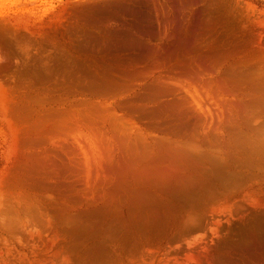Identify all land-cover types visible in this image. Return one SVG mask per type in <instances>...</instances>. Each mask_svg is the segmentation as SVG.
<instances>
[{
    "label": "bare ground",
    "instance_id": "bare-ground-1",
    "mask_svg": "<svg viewBox=\"0 0 264 264\" xmlns=\"http://www.w3.org/2000/svg\"><path fill=\"white\" fill-rule=\"evenodd\" d=\"M241 1L51 0L15 41L0 192L59 221L62 264H264V24Z\"/></svg>",
    "mask_w": 264,
    "mask_h": 264
},
{
    "label": "rangeland",
    "instance_id": "rangeland-1",
    "mask_svg": "<svg viewBox=\"0 0 264 264\" xmlns=\"http://www.w3.org/2000/svg\"><path fill=\"white\" fill-rule=\"evenodd\" d=\"M34 2V4H33V2ZM37 3H36V2ZM51 1V0H50ZM50 1L48 0V1H45V0H0V84L2 85H0L1 87H5V85L4 84H6V87H7V89H6V87L4 88H0L2 91L0 92V93H3V94H5L6 93V95L7 94H9L8 92H11V90H10V88H12L13 86H14V83L16 84L15 86H16V88L18 89V90H21L19 87L21 86L20 84H22V87L21 88H23V86L25 87L26 85H27V81H28V76H27V74H26V72L22 69V70H20V68H22V66H21V64L20 63H18V60H19V52H21L22 50H26L25 48L27 47V45L25 44L26 42H27V40H28V38H27V36H25V35H28V37H29V32H30V27H32L33 26V24H35V23H40L41 21H42V19H44V17H45V14H44V12H45V10L44 9H46V7L48 6V4L50 3ZM32 2V3H31ZM39 2H40V4H39ZM44 3V4H41V3ZM243 4V7H242V9H241V11H243V12H246V11H244V8H249L250 6H248L247 7V5H252V6H255V9H256V11L257 12H259V13H255L254 12V15L256 14L257 15V17L256 18H254L255 19V21L257 20V19H262V21L264 22V19H263V17H264V0H242L241 1ZM36 3V4H35ZM250 3V4H249ZM35 5V6H31V5ZM244 4H247L246 5V7H244ZM38 5V6H37ZM241 4H240V7L242 6ZM251 6V7H252ZM35 10V11H34ZM37 10V11H36ZM248 11H250L249 9H248ZM247 11V12H248ZM42 14V15H41ZM261 14V15H260ZM35 15V16H34ZM260 17H259V16ZM40 18H39V17ZM43 16V17H42ZM247 16V13H246V15H245V17ZM35 17L37 18V19H35ZM244 17V18H245ZM255 17V16H254ZM259 17V18H258ZM39 18V19H38ZM35 19V20H34ZM246 19V18H245ZM253 19V20H254ZM32 20V21H31ZM38 20V21H37ZM258 20V21H259ZM35 21V22H34ZM257 21V23L258 24H261V25H263L264 23H259ZM27 22V23H26ZM30 22V23H29ZM23 23H25V24H23ZM256 23V24H257ZM22 24V25H21ZM28 26H27V25ZM260 25V26H261ZM25 28H24V27ZM264 26V25H263ZM263 26H261V28L257 25V27H259L260 28V30L261 29H263L264 27ZM263 27V28H262ZM20 28V30H17V29H19ZM26 30V32L24 33V31ZM20 33H19V32ZM28 31V32H27ZM24 33L23 35L24 36H22V33ZM28 33V34H27ZM20 35L22 36L21 38H19L20 37ZM14 36H16V37H14ZM18 37V38H17ZM14 38V39H13ZM23 38H25V39H23ZM26 38H27V40H26ZM21 39V40H20ZM17 40V41H16ZM22 42V41H25V43H23L24 45L22 46V43L20 42V41ZM15 41H16V43H19L18 45L15 43ZM16 45L17 46H19L20 48L22 47V50H20V48L19 47H16ZM14 48V49H13ZM18 49V50H17ZM15 60H17V62L15 61ZM18 63V64H17ZM19 66V67H18ZM17 68H18V70H17ZM16 69V70H15ZM23 72V73H18V72ZM24 77V78H23ZM21 78V79H20ZM16 80H17V82H16ZM21 80V83H18L19 81ZM23 80V81H22ZM25 81V82H24ZM10 83V84H8L7 85V83ZM24 82V83H23ZM27 82V83H26ZM12 83V84H11ZM18 84V85H17ZM25 84V85H24ZM9 86V87H8ZM10 86H12V87H10ZM27 87V86H26ZM16 88H14V90H12V92H18V91H15V90H17ZM9 90V91H8ZM6 91V92H5ZM5 92V93H4ZM3 94H0V98H2V96H5V95H3ZM4 98V99H3ZM2 98V100L4 101L3 103H2V101H1V99H0V104H4L6 101H7V99L5 98V97H3ZM7 98H8V96H7ZM6 99V100H5ZM0 183L2 184L3 183V185L0 187V189H2L3 187H9V184L11 185L9 188H8V190H7V188H6V191L7 192H11L10 190L12 189V184H11V182H12V179H10L9 177V174H11L10 172L13 170V169H10V167L11 166H14L15 164H14V158H13V156H12V152H11V138H12V130H10V126H8L9 125V122H8V120L5 118V115L3 114V113H1L0 112ZM5 124V125H4ZM6 127V128H5ZM2 129V130H1ZM5 129V130H4ZM12 129V128H11ZM8 135V136H7ZM10 135V136H9ZM10 140V141H9ZM14 164V165H13ZM15 167V166H14ZM12 168V167H11ZM7 170V171H6ZM9 170H10V172H9ZM7 173V174H6ZM2 174L3 175H5L6 177H4V176H2ZM7 185V186H6ZM5 189V188H4ZM1 191V190H0ZM4 194H3V193ZM2 192H0L2 195V197L0 196V205H1V203H2V199L3 198H5L6 196H7V198H5V200H3V201H5V202H7L8 200L7 199H9L8 198V196L10 195V193H9V195H6V194H8V193H6L5 192V190H2ZM12 193V192H11ZM14 195V194H13ZM13 195H11V196H13ZM10 196V198H13V199H11V200H14V201H16L15 199H14V197H11ZM7 200V201H6ZM10 200V201H11ZM10 201H8V204L9 205H7V203H3V205H5L6 204V206H1V207H3V208H7V206H9L7 209L5 208V211L6 210H8L9 208V210L11 211V208H13L12 206L14 205V203L16 204V206H14V208L16 207V208H18L19 209V207H18V205L20 204V203H18V200L16 201V202H13V205H12V203L10 202ZM11 206V207H10ZM0 207V208H1ZM28 208V210H27V208ZM26 207H23V206H21L20 207V212H17L18 211V209L17 210H15L14 208V211H13V213H11V214H9L10 213V211H8L9 213H7V214H9V216L10 215H13V216H11V217H9L8 216V218H7V214H5L6 216V218H4V213H5V211H4V209L2 208L1 210H0V218H1V223H2V221L3 220H5L4 222H5V225H7L8 224V226H9V224L10 223H8L9 221H7V219L8 220H12L13 221V224L12 225H14V226H12V227H14V229H15V222H14V220L16 221L18 218V220H20V217H21V215H22V220L23 219H25V220H27L28 221V219H27V217L30 215L29 213H31L29 210L30 209H32V207L31 208H29L28 206H26ZM36 207V206H35ZM34 208V207H33ZM12 209V210H13ZM26 210L25 211V213L27 212V211H29V213H28V216L27 215H25L24 213H22L23 211H21V210ZM36 208H34V212L36 211L35 210ZM37 210H38V208H37ZM18 213V215L20 216H18V215H15L14 213H16V212ZM32 211H33V209H32ZM2 213H3V216H2ZM21 215H20V214ZM26 213V214H27ZM37 212H35V213H33L32 215H33V218L32 219H34V216L35 215H37L36 214ZM2 216V217H1ZM18 216V218H16V217ZM26 216V217H25ZM31 216V215H30ZM38 216H40L38 219L40 220V222H42V220H43V222H44V225H47L45 222H47L48 223V225H53V223H51V222H54V225H55V223H56V225L58 224L59 225V228H60V230H59V232L62 230L61 228L62 227H60V223H59V221H57V220H55L54 218L53 219H51L50 218V220L51 221H48V220H45V218L44 217H42V218H44V219H40L41 218V216H44V215H39L38 214ZM15 217V218H14ZM23 217H25V218H23ZM12 218H14V220L12 219ZM37 217H35V219H36ZM3 219V220H2ZM31 218L29 217V221H34V220H30ZM46 219H49L48 218V216L46 217ZM21 220V221H22ZM24 220V221H25ZM45 220V221H44ZM21 221H19L18 223H20ZM27 221H25V223L27 222ZM28 221V224H26V225H28V226H26L25 224H23L22 222V224H20V225H23V227L25 228V226H26V229H24V228H22V227H20V225H16V229H15V231H14V229L11 227V225H10V227H11V229H13V231L11 230V229H7L8 227H6V226H4L3 227V223L2 224H0V229L3 227L4 229H5V231L7 230V232H8V230H9V232H8V234L6 233V232H4V231H1L0 233H1V235H0V239H2V240H0V248H2V249H0V264H25V262L28 260H31V261H29L30 262V264H34L35 262H36V264L39 262V261H41L39 258H40V256H41V259H44V260H42L41 262H39V263H41V264H47V262L48 261H46V262H44L45 260H46V258H47V256H49L47 259L49 260V262L51 261V264H52V261H53V264H56L55 263V260H56V258H57V260H56V262H57V264H58V261H59V263L60 264H62L61 263V261H63L66 257H68V256H66V254L68 255H70V250H69V248H68V250L66 251V246L68 245V244H66V242H69V246H70V244L73 246V244L72 243H74V242H76V241H74V240H72V239H68V241H66L67 240V238H64V237H62L61 236V233L63 232V231H61L60 232V236H58L59 235V232L57 231L59 228H56V233H57V235H56V233L54 232V234H53V236H55V237H53L52 236V233H53V231H51V230H54V228L52 229V228H50L49 229V226H47V230H49L50 231V236L48 237L47 235H49V234H47V235H45V233H48L47 232V230H46V226L44 227V225L43 226H40V229H39V226H37L36 224H39V223H34V226L36 225V227L39 229V231H38V229L37 228H33L32 229V227H31V225H30V222ZM17 222V221H16ZM35 222V221H34ZM36 222H39L37 219H36ZM15 223V224H14ZM50 223V224H49ZM32 224V226H33V222L31 223ZM41 224V223H40ZM25 225V226H24ZM42 225V224H41ZM51 225H50V227H51ZM20 227V228H22L23 230H24V232L27 230V228H28V230L26 231V232H28V233H31V236H32V238H30V237H28V236H30V234H28V233H26L28 236L26 237V235H25V233L24 232H22L23 230H20V229H18L17 227ZM41 227H44V228H41ZM53 227H57V226H53ZM2 228V229H3ZM3 229V230H4ZM31 229L34 231V232H36V229H37V232L40 234V237H39V234L37 235V234H34L35 236H33V232L31 231ZM44 229L46 230V231H44ZM43 230V231H42ZM13 233H12V232ZM20 231V232H19ZM42 231V233H44V235L45 236H41V232ZM2 233H4V234H2ZM6 233V234H5ZM16 233H18L17 235H16ZM16 235V241H15V236L14 235ZM23 234L25 235V237L27 238V239H24V238H21V237H23ZM63 234V233H62ZM7 237H6V236ZM9 235V236H8ZM12 235H13V237H12ZM19 235V236H18ZM22 235V236H21ZM2 236V237H1ZM3 236L5 237V242L3 241ZM63 236H64V234H63ZM10 237L12 238V240L10 239ZM20 238V239H17V238ZM36 238V239H34V238ZM48 237V238H47ZM59 237H61L60 239H59ZM7 238V239H6ZM28 238H30V239H32L33 241L31 242V240L29 239L28 240ZM38 238H40V240L38 239ZM47 238L48 240H49V238H51V240L48 242L49 244H51V242L52 243H54V245L53 244H51V246H52V250H51V252H52V254L54 253L53 251H58V252H61L62 250H58V249H65V254H64V252L63 253H54L53 255L52 254H50L51 252L49 251L51 248L49 247V244H47V242H45L46 240L45 239ZM52 238H54V239H52ZM56 238H58L59 239V242L61 241V239L63 238V242H55L56 240L58 241V239H56ZM8 239H10V241L8 240ZM43 239L45 240V241H43ZM56 239V240H55ZM7 240V241H6ZM18 240V241H17ZM22 242H21V241ZM27 240V242H31V244H29V243H25V241ZM37 240V241H36ZM47 240V241H48ZM53 240H55V241H53ZM66 242H65V241ZM37 243V244H39L40 245V243H41V241H42V244L41 245H43V249H41L42 248V246L40 245H37L35 242ZM70 241H72L71 243H70ZM13 242V243H12ZM19 242H21L20 244H19ZM24 242V243H23ZM38 242H40V243H38ZM44 242L47 244L46 246H47V248L45 247V245H44ZM2 243V244H1ZM11 243V244H10ZM23 243V244H22ZM58 243H59V245L61 246V244H64V247H63V245H62V247L63 248H60L59 247V245H58ZM4 244V245H3ZM21 244H22V248H21ZM26 244L28 245V246H26ZM57 244V245H56ZM66 244V245H65ZM75 244V243H74ZM7 247H6V246ZM37 245V246H36ZM56 245V246H55ZM25 246L27 247V248H25ZM35 246V247H34ZM39 246V247H38ZM68 246V247H69ZM17 247H18V249H20L19 251H17L18 249H17ZM24 247V248H23ZM32 249H31V248ZM54 247H55V249H54ZM71 247V246H70ZM35 248V249H34ZM36 248H37V250H38V254H37V250H36ZM44 248H46V249H48L47 251L44 249ZM9 249H11V250H9ZM30 249V250H29ZM39 249H40V251H41V253H42V251H44V253H46V254H48V255H46L45 254V256H44V253H43V255L39 252ZM3 252H5V253H3ZM13 250V251H12ZM27 250V251H26ZM32 250V251H31ZM21 251H25V254H24V252H21ZM28 251H31V253L33 254H31L30 252H28ZM35 251V252H34ZM7 252H9V253H7ZM14 252V253H13ZM15 252H17V253H15ZM68 252V253H67ZM72 252V251H71ZM21 253H23V254H21ZM31 254V256H29L28 254ZM34 253H35V257L38 255L39 257L35 260V259H33V256H34ZM41 255H40V254ZM11 254V255H10ZM13 254H15L14 255V257H13ZM20 254H21V256H20ZM28 256H27V255ZM37 254V255H36ZM57 255V257H56V255ZM61 254H62V256L63 255H65L64 256V259H63V257L61 256ZM73 254V253H72ZM2 255V256H1ZM10 255V256H9ZM51 255V256H50ZM59 255V256H58ZM6 256V257H5ZM17 258H16V257ZM23 256V257H22ZM53 256V257H52ZM28 259H27V258ZM32 257V258H31ZM43 257V258H42ZM46 257V258H45ZM54 257H56L55 259H54ZM58 257H61L60 258V260L61 259H63V260H58ZM70 257V256H69ZM71 257H74V256H71ZM16 260H15V259ZM12 259V260H11ZM26 259V260H25ZM33 259V260H32ZM39 259V261H37ZM11 261H13L12 263H11ZM14 261H16V262H14ZM25 261V262H24ZM29 262H26L27 264H29ZM48 262V263H49ZM38 263V264H39ZM50 264V263H49Z\"/></svg>",
    "mask_w": 264,
    "mask_h": 264
}]
</instances>
